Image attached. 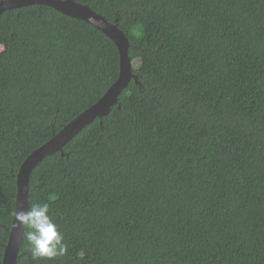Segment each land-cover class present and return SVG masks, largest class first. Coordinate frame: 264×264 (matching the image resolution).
I'll return each mask as SVG.
<instances>
[{
	"label": "trees",
	"instance_id": "trees-1",
	"mask_svg": "<svg viewBox=\"0 0 264 264\" xmlns=\"http://www.w3.org/2000/svg\"><path fill=\"white\" fill-rule=\"evenodd\" d=\"M1 1V0H0ZM129 41L108 116L31 171L67 252L15 264H264V0H71ZM0 264L17 174L119 74L91 25L33 5L0 14Z\"/></svg>",
	"mask_w": 264,
	"mask_h": 264
},
{
	"label": "water",
	"instance_id": "water-1",
	"mask_svg": "<svg viewBox=\"0 0 264 264\" xmlns=\"http://www.w3.org/2000/svg\"><path fill=\"white\" fill-rule=\"evenodd\" d=\"M44 5L50 7L64 16L85 22L103 35H105L117 48L119 54V74L115 83L107 90L104 96L92 107L77 116L72 122L55 134L51 140L29 155L22 163L17 174V192L15 198V211L28 209V188L31 171L45 159L56 152L64 157L63 148L82 129L96 119L108 116L111 108L117 105L121 91L137 77L132 74V63L128 56L129 41L126 35L118 28L117 19L110 24L102 16L89 7L80 5L71 0H1L0 14L6 10H14L27 6ZM24 228L16 227L13 220L11 232L3 255L2 264H15L19 251Z\"/></svg>",
	"mask_w": 264,
	"mask_h": 264
},
{
	"label": "clouds",
	"instance_id": "clouds-1",
	"mask_svg": "<svg viewBox=\"0 0 264 264\" xmlns=\"http://www.w3.org/2000/svg\"><path fill=\"white\" fill-rule=\"evenodd\" d=\"M13 222L16 227L29 229L26 239L33 259L52 260L66 254L64 236L50 217L47 203H37L30 209L15 211Z\"/></svg>",
	"mask_w": 264,
	"mask_h": 264
},
{
	"label": "rangeland",
	"instance_id": "rangeland-1",
	"mask_svg": "<svg viewBox=\"0 0 264 264\" xmlns=\"http://www.w3.org/2000/svg\"><path fill=\"white\" fill-rule=\"evenodd\" d=\"M2 49H3V48H2V47H0V52L2 51ZM132 66H134V64H133V63H132Z\"/></svg>",
	"mask_w": 264,
	"mask_h": 264
}]
</instances>
